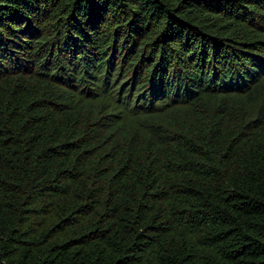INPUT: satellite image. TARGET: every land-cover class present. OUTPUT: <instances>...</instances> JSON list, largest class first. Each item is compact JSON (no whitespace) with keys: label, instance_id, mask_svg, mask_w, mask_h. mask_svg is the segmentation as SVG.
<instances>
[{"label":"trees","instance_id":"1","mask_svg":"<svg viewBox=\"0 0 264 264\" xmlns=\"http://www.w3.org/2000/svg\"><path fill=\"white\" fill-rule=\"evenodd\" d=\"M0 264H264V0H0Z\"/></svg>","mask_w":264,"mask_h":264}]
</instances>
